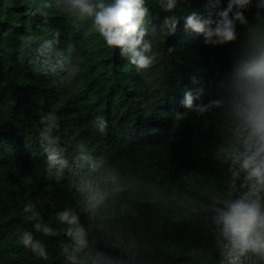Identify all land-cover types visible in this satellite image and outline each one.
<instances>
[{"label": "trees", "instance_id": "1", "mask_svg": "<svg viewBox=\"0 0 264 264\" xmlns=\"http://www.w3.org/2000/svg\"><path fill=\"white\" fill-rule=\"evenodd\" d=\"M37 3L0 0V264H63L56 256L60 238L42 237L52 254L48 262L34 258L18 240L22 229H31L22 220L25 202H37L48 220L53 212L48 200L61 207L72 200L67 180L58 183L43 173L46 157L34 135L40 116L53 109L66 129L67 145L91 129L96 115H104L115 132L132 129L128 143L93 147L120 174V191L94 222L102 250L121 257L123 248L136 244L147 247L144 258L151 264H216L214 238L205 226L210 218L198 215L197 208L203 191L223 182V169L212 158L219 143L215 117L177 119L186 109L172 110L186 89H203L202 101L219 94L220 83L231 74L226 65H234L236 42L212 47L201 34L182 33L179 27L164 41L162 66L142 78L120 58L119 49L108 48L89 26L74 27L55 4L47 19L33 16ZM206 3L180 0L176 15L183 23L191 12H203ZM149 6L152 25L159 28L165 14L155 0ZM256 11L245 12L251 24L257 23ZM237 29L243 38L246 26ZM56 30L61 32L58 50L69 61L74 55L82 61L71 84L61 83L65 73L36 51ZM83 97L90 103L88 121L81 117Z\"/></svg>", "mask_w": 264, "mask_h": 264}, {"label": "clouds", "instance_id": "2", "mask_svg": "<svg viewBox=\"0 0 264 264\" xmlns=\"http://www.w3.org/2000/svg\"><path fill=\"white\" fill-rule=\"evenodd\" d=\"M151 2L38 0L32 14L47 19L55 4L74 27L89 26L108 48L119 49L120 58H126L142 78L162 66L164 41L179 27L182 33L201 34L204 43L212 47L236 42L234 65H226L231 74L220 83L219 94L202 101L203 89H186L175 99L180 106L172 111L186 109L176 113L177 119L189 114L215 117L219 143L212 158L223 169V182L208 186L197 208L198 215L210 218L205 226L214 238L216 264H264V0H207L203 12H191L183 17V23L176 15L180 0H155L165 14L159 28L152 25ZM252 7L257 9L256 24L245 15ZM238 24L246 26L243 38ZM60 37L56 30L36 51L65 73L61 83L71 84L81 71L82 61L76 55L69 61L58 50ZM81 105V117L88 121L89 100L83 97ZM172 125L168 123L163 132L165 140ZM89 127L67 145L66 129L61 128L55 109L41 115L34 125V135L46 157L43 173L58 183L67 180L72 200L62 207L48 200L53 209L48 220L37 202H25L22 220L31 229H22L18 240L34 258L44 262L50 261L52 254L42 237L60 238L56 256L63 264H151L144 258L149 251L146 246L123 248L121 257L99 247L94 222L102 218L110 198L120 191V174L93 147L128 143L132 129L115 132L104 115H96ZM104 248H109L107 242Z\"/></svg>", "mask_w": 264, "mask_h": 264}, {"label": "bare ground", "instance_id": "3", "mask_svg": "<svg viewBox=\"0 0 264 264\" xmlns=\"http://www.w3.org/2000/svg\"><path fill=\"white\" fill-rule=\"evenodd\" d=\"M178 106H180V103L178 102L177 104H175V107H173V108H176V107H178ZM162 137V136H161ZM215 137V136H214ZM147 139H150V137H148ZM208 150V149H207ZM148 155V154H147ZM140 157V156H139ZM208 158V157H207ZM164 159V158H163ZM196 159V158H195ZM163 161V160H162ZM206 162V161H205ZM178 164V163H177ZM200 164V163H199ZM185 165V164H184ZM194 166V165H193ZM199 168V167H198ZM216 168V167H215ZM134 206H135V204H134ZM133 208V207H132ZM141 210V209H140ZM131 214V213H130Z\"/></svg>", "mask_w": 264, "mask_h": 264}]
</instances>
